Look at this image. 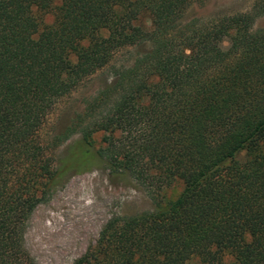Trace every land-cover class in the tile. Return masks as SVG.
<instances>
[{
	"label": "trees",
	"instance_id": "trees-1",
	"mask_svg": "<svg viewBox=\"0 0 264 264\" xmlns=\"http://www.w3.org/2000/svg\"><path fill=\"white\" fill-rule=\"evenodd\" d=\"M205 3L0 0V264H37L26 248L37 209L98 162L154 209L111 219L74 264H264V0L185 19ZM146 44L53 140L82 136L56 166L40 132L58 103Z\"/></svg>",
	"mask_w": 264,
	"mask_h": 264
},
{
	"label": "rangeland",
	"instance_id": "rangeland-1",
	"mask_svg": "<svg viewBox=\"0 0 264 264\" xmlns=\"http://www.w3.org/2000/svg\"><path fill=\"white\" fill-rule=\"evenodd\" d=\"M257 0H206L195 4L185 19L209 20L250 12ZM44 25L54 22L52 13L42 16ZM264 30V17L257 24ZM151 44L127 47L118 51L105 68L86 79L73 93L62 99L40 132L58 166L81 141L77 134L60 147L52 146L55 138L64 135L76 118L85 111V103L98 91L116 81V72L133 65ZM103 134L96 136L101 145ZM183 190L176 185L164 192L165 201L178 198ZM154 203L147 191L128 176H116L107 165L98 162L83 174L72 172L57 189L50 202L39 207L26 235V248L37 264H74L95 244L104 226L117 216H134L152 211Z\"/></svg>",
	"mask_w": 264,
	"mask_h": 264
}]
</instances>
